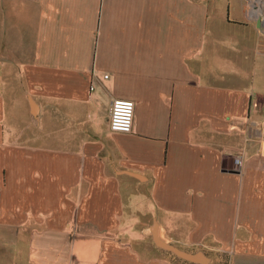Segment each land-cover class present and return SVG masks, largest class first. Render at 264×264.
Wrapping results in <instances>:
<instances>
[{"label": "crops", "instance_id": "crops-1", "mask_svg": "<svg viewBox=\"0 0 264 264\" xmlns=\"http://www.w3.org/2000/svg\"><path fill=\"white\" fill-rule=\"evenodd\" d=\"M239 257L264 260V0H0V264Z\"/></svg>", "mask_w": 264, "mask_h": 264}, {"label": "built area", "instance_id": "built-area-1", "mask_svg": "<svg viewBox=\"0 0 264 264\" xmlns=\"http://www.w3.org/2000/svg\"><path fill=\"white\" fill-rule=\"evenodd\" d=\"M105 78L109 74L104 75ZM94 88V87H91ZM135 118V102L127 98H114L111 102L109 126L113 131L131 132ZM234 164L237 169L243 166V157L240 154L234 155Z\"/></svg>", "mask_w": 264, "mask_h": 264}, {"label": "water", "instance_id": "water-1", "mask_svg": "<svg viewBox=\"0 0 264 264\" xmlns=\"http://www.w3.org/2000/svg\"><path fill=\"white\" fill-rule=\"evenodd\" d=\"M258 22H259V23L261 22L260 18L258 19ZM154 239H155L156 243H157L159 246H162V247H164V248L171 249V250L175 251L177 254H179V255H181V256L190 257V255H189L188 253L183 252V251L177 249V247H175L173 244H171V243H167V242H165L164 240H162V239L158 236V233H157V232L154 233Z\"/></svg>", "mask_w": 264, "mask_h": 264}, {"label": "rangeland", "instance_id": "rangeland-1", "mask_svg": "<svg viewBox=\"0 0 264 264\" xmlns=\"http://www.w3.org/2000/svg\"><path fill=\"white\" fill-rule=\"evenodd\" d=\"M230 256H241V255H238V254H230ZM237 262L236 264H242V259L239 257L236 259ZM231 264H235V262L231 263ZM249 264H264V260H254V261H251Z\"/></svg>", "mask_w": 264, "mask_h": 264}]
</instances>
